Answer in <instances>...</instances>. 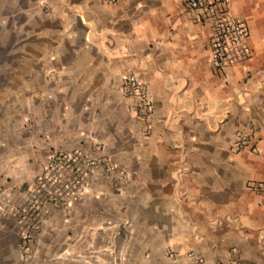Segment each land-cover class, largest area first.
Returning a JSON list of instances; mask_svg holds the SVG:
<instances>
[{"label": "crops", "instance_id": "obj_1", "mask_svg": "<svg viewBox=\"0 0 264 264\" xmlns=\"http://www.w3.org/2000/svg\"><path fill=\"white\" fill-rule=\"evenodd\" d=\"M186 1L0 0V208L24 204L53 153L76 151L99 161L79 219L108 204L142 231V264H264V0L212 13ZM222 16L244 24L248 56L216 68ZM0 264H26L6 212Z\"/></svg>", "mask_w": 264, "mask_h": 264}, {"label": "built area", "instance_id": "obj_2", "mask_svg": "<svg viewBox=\"0 0 264 264\" xmlns=\"http://www.w3.org/2000/svg\"><path fill=\"white\" fill-rule=\"evenodd\" d=\"M220 3L219 0H187L186 6L189 10L200 8L204 13H212ZM212 22L208 51L213 65L216 68L229 67L246 58L248 50L244 43L246 35L244 24L223 16L215 18ZM122 90L126 96L135 99V104L141 111L148 109L141 84L135 78L124 77ZM98 164L99 161L84 158L76 151L54 153L49 159L44 175L37 178L34 188L32 185L29 187L23 205L18 207L5 201L0 212H6L14 217L22 252L27 250L28 240L37 229L43 201H50L51 197L57 196L68 205L79 200L86 187V170ZM113 170L112 166H107V171ZM197 264L201 262L198 261Z\"/></svg>", "mask_w": 264, "mask_h": 264}, {"label": "rangeland", "instance_id": "obj_3", "mask_svg": "<svg viewBox=\"0 0 264 264\" xmlns=\"http://www.w3.org/2000/svg\"><path fill=\"white\" fill-rule=\"evenodd\" d=\"M50 157L47 158L39 176L44 175ZM36 180L31 182V187L34 188ZM86 188L87 181L85 190ZM81 198L68 205L57 196L51 197L50 201H43L41 210L49 217L43 218L41 225L29 238L27 250L22 252L23 262L26 264H142L144 257L141 251L144 244L142 231L127 228L123 221L115 222L108 212L104 213L108 209V204H105L106 207L103 204L102 206L91 204L86 211L91 221L89 219L88 222L83 223L81 218L79 219L77 209ZM94 212L104 214L101 223L96 225L92 221Z\"/></svg>", "mask_w": 264, "mask_h": 264}]
</instances>
